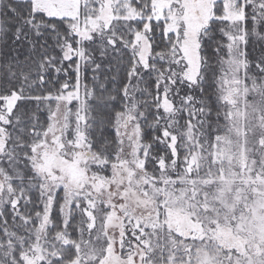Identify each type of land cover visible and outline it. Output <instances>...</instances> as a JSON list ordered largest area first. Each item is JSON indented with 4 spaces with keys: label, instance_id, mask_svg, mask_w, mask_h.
<instances>
[{
    "label": "snow or ice",
    "instance_id": "snow-or-ice-1",
    "mask_svg": "<svg viewBox=\"0 0 264 264\" xmlns=\"http://www.w3.org/2000/svg\"><path fill=\"white\" fill-rule=\"evenodd\" d=\"M0 264H264V0H0Z\"/></svg>",
    "mask_w": 264,
    "mask_h": 264
}]
</instances>
